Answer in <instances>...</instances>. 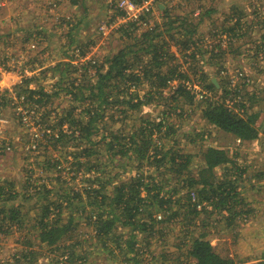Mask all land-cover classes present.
I'll list each match as a JSON object with an SVG mask.
<instances>
[{
	"label": "rangeland",
	"instance_id": "rangeland-1",
	"mask_svg": "<svg viewBox=\"0 0 264 264\" xmlns=\"http://www.w3.org/2000/svg\"><path fill=\"white\" fill-rule=\"evenodd\" d=\"M130 1L137 3V0ZM121 2L122 0H0V93L3 88H8L0 100V151L11 144L10 150H4L8 153L3 155L0 152V184L4 191L11 189L12 193L20 194L16 199L8 200L9 203L5 205L0 201V208L4 207L8 211L11 207L16 208L22 204L20 212L25 215L22 224L16 223L11 227L10 236L0 238V264L15 263L14 254L21 247L23 239L31 238V241H35L33 225L43 211V202L32 198L35 191L42 189L44 185L55 188L54 196L61 201L66 192H82V188L88 185L82 179L88 176L82 171L85 168L76 175L73 168H67L65 163L60 165L61 175H56L59 167L48 169V160L63 162V154L72 148V145L66 149L58 145L53 149L52 143L47 141V134L51 131H46L47 124L41 122L42 115L49 114L47 122L55 126L56 136L57 118L63 113L62 110L70 106L69 97L61 91L65 82H59L58 74H52L48 68L59 62L70 61L77 64L80 52L84 49V60L100 61L103 57L113 56L124 47L127 43L120 36V25L126 19H122L124 16L118 12L123 11ZM152 4V15L144 21L141 30L154 25L163 26L165 21L162 19L161 7L164 9V6L173 19L188 17L198 23L194 35L196 46L187 51L195 49L194 52H198L197 62L193 64L189 61L181 69L187 73V86L192 89L196 99H199V95L213 96L199 85V75L204 72L211 82H216L217 88L222 86L229 92L226 103L236 112H239V108L234 104L238 102L251 106L248 112L256 115L255 125L259 130L258 137L253 141L234 139L207 124L202 118V107H198L197 100H194L193 105L187 102L183 105L181 116L169 118V122L174 123L178 130L173 138L167 139L165 145L190 157L189 168L194 176L204 166L203 151L207 147L226 151L234 163L217 168L215 173L220 179L224 173L228 174L227 179L237 182L238 195L247 203L245 210L251 209V212L235 218V223L231 226H227L224 214H202L196 221L197 226L193 227L175 219L164 226L166 229L160 236L157 228L146 240H142L145 235H138L134 247L136 255L125 244L126 228L118 230L120 244L110 243L108 249L101 248L96 240L85 242L89 233L85 229L86 235L83 238L78 236L80 245L74 260L64 263L66 258L62 257V248L49 252L43 246L47 250L40 256L37 255L33 264H133L135 259L137 263L134 264H186L189 260L184 253L189 248L188 244L200 233L206 234V239L211 242L217 254L233 260L234 264H264V50L256 49L262 42L264 30V0H153ZM31 26L32 30L28 31L31 34L26 35L27 39L22 43L23 34L14 29ZM102 26L107 27L106 34L102 33ZM217 44L223 50L218 51ZM262 44L264 48V41ZM77 46L79 48L75 50ZM170 50L180 57L177 46L172 45ZM33 54L34 59L30 60ZM4 56L7 59L1 60ZM25 76L34 77L23 85L22 91H16L17 85L23 84L20 80L23 81ZM177 83L172 80L163 95H169L171 85L176 86ZM39 89L46 94L56 95L51 99L33 95L34 100L38 97L40 102L30 100L28 90ZM148 89L147 84L137 89L140 98H145ZM77 107L79 111L80 107ZM113 107L106 115L113 113L123 123L113 124L110 118H105L101 126L106 124L117 129L123 125V131H120L125 134L143 124L142 119L158 120L161 111L166 109L155 103L142 105L139 113L126 107L125 121L120 113L121 105ZM24 117L26 121L23 120ZM93 139L97 140L96 137ZM97 146L99 144H95L94 148ZM67 159L71 161L72 157L67 156ZM125 164L121 163V167L117 168L111 167L114 181L123 182L134 174L135 169ZM122 168L130 171H122ZM54 176H59V179L53 180ZM164 178L169 183L172 182L169 186L175 184L169 174H165ZM166 189L170 188L167 186ZM141 194L144 195V192ZM63 200L60 215L62 221H66L72 211L74 221L85 227L87 218L86 215L83 216V210L87 211L88 205L75 200V205L70 206L67 200ZM240 206H236L237 210ZM50 217L52 218L49 216V219ZM81 230L82 228L77 231L83 235ZM34 244V249H38V242ZM177 246L181 248L179 252Z\"/></svg>",
	"mask_w": 264,
	"mask_h": 264
},
{
	"label": "trees",
	"instance_id": "trees-1",
	"mask_svg": "<svg viewBox=\"0 0 264 264\" xmlns=\"http://www.w3.org/2000/svg\"><path fill=\"white\" fill-rule=\"evenodd\" d=\"M141 1L137 0V3ZM118 12L121 16L125 14L120 10ZM161 12L165 21L163 26L154 25L141 30L144 21L152 15L151 12L139 15L137 20H127L121 24L120 36L127 44L111 57H103L100 61L87 58L84 60V49L80 52L77 64L70 61L59 62L48 68L52 74H58L59 82H65L61 91L69 97L70 106L62 110L63 113L57 118L56 136L55 126L47 122L49 114L42 115L41 122L47 124L46 131H51L47 134V141L52 143L53 149L58 145L64 149L72 145L71 150L63 154V162L48 160V169L59 167L56 175H61L60 165L65 163L67 168H73L76 175L79 170L85 168L82 171L88 176L82 179L88 182V185L82 188V192L70 190L61 196L70 206L75 205L73 201L76 200L87 204L89 209L83 210V216L86 215L87 218L85 227L74 221L72 211L70 217L63 222L60 215L64 200L60 201L54 196L55 188L44 185L42 189L35 191L32 198L43 202L42 215L33 225L35 241H31V238L22 240L21 247L14 254V264H33L36 256L47 250L43 246L47 247L49 252L62 248V257L66 258L64 263L70 262L77 256L76 250L80 245L78 236L83 238L86 235L85 229L89 231L85 242L96 240L101 248L108 249L110 243L120 244L121 236L117 234L118 230L126 228L125 244L135 253L138 235H145L142 240H146L157 228L160 236L166 229L164 226H168L175 219L193 227L197 226L196 221L202 214H224L227 226H231L235 223V218L251 212V209L245 210L247 203L238 195L237 182L227 179L228 174L224 173L220 179L215 173L217 168L234 163L226 151L207 147L203 151L204 166L194 176L189 168L190 157L165 145L167 139L173 138L178 130L174 123L169 122V118L181 116L183 105L186 102L193 105L194 100H197L192 89L187 86V73L181 69L183 64L189 61L196 63L199 54L194 52L195 49L192 50L196 46L194 35L198 23L188 17L179 16L173 19L168 15L166 6ZM14 30L23 34L21 42L24 43L27 39L25 36L31 34L28 31L32 30V26ZM139 30L141 32L137 34ZM261 40L257 50H264V30ZM172 45L177 46L180 57L170 50ZM77 48L79 47L74 49ZM190 48L191 51L187 52ZM217 50H223L221 45L217 44ZM183 58L185 59L182 61ZM6 59V56L1 58ZM33 59L34 54L30 57V60ZM205 75L204 72L200 73L199 85L213 96H204V99L197 100L198 107H202V118L207 124L234 139L243 142L255 140L259 130L255 125L256 115L248 112L251 106L238 102L234 104L239 108V112H236L226 103L229 92L221 85L222 89L217 88ZM33 77L25 76L23 84L17 85L15 90L22 91L23 85L29 83ZM172 80L178 83L172 87L169 95L164 96L163 92L170 87ZM143 84L149 86V91L145 98H140L137 89ZM6 91L0 93V100ZM28 93L29 99L36 102H40L38 97L34 100L36 95L46 99L56 95L46 94L41 89L28 90ZM154 103L166 107L161 111L160 118L151 121L142 119L143 124L128 134L121 132L123 125L117 129L106 124L101 126L105 118H110L113 124L123 123L113 113L106 115L113 106L121 105L120 113L126 121V107L139 113L142 105ZM77 105L80 107L79 111ZM95 137L96 141L93 139ZM95 144L99 146L94 148ZM9 147L11 148V144ZM9 147L1 148L0 152L3 155L8 153L4 150H10ZM67 156L72 157V160L69 161ZM121 163L130 165L135 172L123 182H117L114 181L111 167H121ZM125 170L129 169L122 168V171ZM225 170L228 171L227 168ZM165 174H169L175 184L169 186L172 182L169 183V180L164 178ZM55 179H59V176H54L53 180ZM5 184L8 183L5 181ZM167 186L170 189H166ZM19 196V193H12L11 189L4 191L3 185L0 184V201L3 205ZM238 204L241 206L237 210ZM208 206L210 207L207 208ZM19 207H22V204L16 208L11 207L8 211L4 207L0 208V238L10 236L14 224L23 223L25 215L20 212ZM49 216L52 218L49 219ZM81 228L83 235L77 231ZM66 241L68 243H64ZM37 242L39 247L35 250L34 243ZM179 247L177 246L178 252L181 250ZM188 247L184 255L190 262L187 261L186 264H234L233 260L223 258L214 251L211 242L206 239V234L200 233L193 237ZM135 262L137 263L136 259L133 264Z\"/></svg>",
	"mask_w": 264,
	"mask_h": 264
},
{
	"label": "built area",
	"instance_id": "built-area-1",
	"mask_svg": "<svg viewBox=\"0 0 264 264\" xmlns=\"http://www.w3.org/2000/svg\"><path fill=\"white\" fill-rule=\"evenodd\" d=\"M152 2H153V0H142L140 3H135V2H132L130 0H122L120 7L125 13V15L122 19H126V21L127 20H129V21L137 20L139 15L152 11V7H153ZM106 29H107L106 26L101 27V31L103 34H106ZM20 82H22V81L20 80ZM171 86L175 87V85H171ZM14 87H12V89ZM5 89H8V88H5ZM5 89L3 88L1 93ZM199 98H203V96L199 95ZM23 120L26 121L27 119L24 117Z\"/></svg>",
	"mask_w": 264,
	"mask_h": 264
},
{
	"label": "water",
	"instance_id": "water-1",
	"mask_svg": "<svg viewBox=\"0 0 264 264\" xmlns=\"http://www.w3.org/2000/svg\"><path fill=\"white\" fill-rule=\"evenodd\" d=\"M212 83H213L216 87H218V85L216 84V82H215L214 80H212Z\"/></svg>",
	"mask_w": 264,
	"mask_h": 264
},
{
	"label": "crops",
	"instance_id": "crops-1",
	"mask_svg": "<svg viewBox=\"0 0 264 264\" xmlns=\"http://www.w3.org/2000/svg\"><path fill=\"white\" fill-rule=\"evenodd\" d=\"M161 9H163V7H161Z\"/></svg>",
	"mask_w": 264,
	"mask_h": 264
},
{
	"label": "bare ground",
	"instance_id": "bare-ground-1",
	"mask_svg": "<svg viewBox=\"0 0 264 264\" xmlns=\"http://www.w3.org/2000/svg\"><path fill=\"white\" fill-rule=\"evenodd\" d=\"M263 137V136H262Z\"/></svg>",
	"mask_w": 264,
	"mask_h": 264
}]
</instances>
